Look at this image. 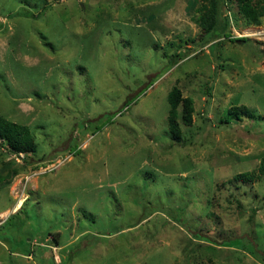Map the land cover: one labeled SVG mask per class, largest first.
I'll return each mask as SVG.
<instances>
[{"label":"rangeland","instance_id":"obj_1","mask_svg":"<svg viewBox=\"0 0 264 264\" xmlns=\"http://www.w3.org/2000/svg\"><path fill=\"white\" fill-rule=\"evenodd\" d=\"M199 6L0 0V113L37 144L0 187V264H264V179L229 182L264 154V16L225 0L204 38Z\"/></svg>","mask_w":264,"mask_h":264},{"label":"trees","instance_id":"obj_2","mask_svg":"<svg viewBox=\"0 0 264 264\" xmlns=\"http://www.w3.org/2000/svg\"><path fill=\"white\" fill-rule=\"evenodd\" d=\"M224 1L200 0L196 21L203 30L204 38L219 35L221 31L224 36L229 35L224 31L228 25V18L222 14L221 10ZM234 1L237 5V11L241 14L246 25H259L261 16H264V0ZM167 102L166 122L169 138L176 142L182 141L184 138L181 126L186 127L192 123L193 99L190 96H184L180 87L174 85L167 94ZM227 113L251 115L249 109L242 104L229 106ZM36 146L35 137L29 124L11 120L0 113V187L8 186L17 174L37 168V165L32 166L28 156L29 153L35 151ZM15 157L21 158V162H17ZM259 178L264 179V154L260 158L256 172L236 173L229 182L238 187L240 184H248ZM24 203L25 201L22 205ZM54 240L57 241V239Z\"/></svg>","mask_w":264,"mask_h":264},{"label":"built area","instance_id":"obj_3","mask_svg":"<svg viewBox=\"0 0 264 264\" xmlns=\"http://www.w3.org/2000/svg\"><path fill=\"white\" fill-rule=\"evenodd\" d=\"M11 156H14L13 154H11ZM15 159L17 160V159H19V157H15Z\"/></svg>","mask_w":264,"mask_h":264},{"label":"bare ground","instance_id":"obj_4","mask_svg":"<svg viewBox=\"0 0 264 264\" xmlns=\"http://www.w3.org/2000/svg\"><path fill=\"white\" fill-rule=\"evenodd\" d=\"M19 205V204H18ZM18 205L16 207H18Z\"/></svg>","mask_w":264,"mask_h":264}]
</instances>
